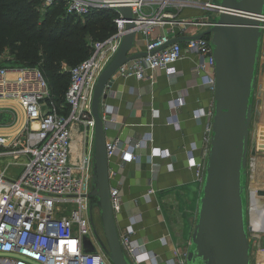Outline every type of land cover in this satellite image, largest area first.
I'll return each instance as SVG.
<instances>
[{"label": "built area", "instance_id": "built-area-1", "mask_svg": "<svg viewBox=\"0 0 264 264\" xmlns=\"http://www.w3.org/2000/svg\"><path fill=\"white\" fill-rule=\"evenodd\" d=\"M52 0H44L48 4ZM67 12L85 13L92 7H113L118 3L128 5L135 22V34L143 37L144 55L121 63L114 76L142 78L147 70L161 69L170 82H175L181 70L175 62L185 53L202 55L197 71L203 72V82L214 87L213 57L209 36L172 41L169 34L159 32L149 36L154 24L165 21L170 14L165 7L174 4L181 8L199 5L212 11V0H64ZM208 13L200 21L181 19L182 23L208 27ZM260 21L261 42L264 41V12L256 14ZM116 30L107 37L95 40L87 57L68 68L69 82L64 92V103L57 104L50 96L47 80L37 66L8 64L12 56L7 51L0 53V111H9L12 121H20L16 128L0 131V264H113L100 242L89 231L86 210L87 193L90 189V160L93 146L94 119L91 114V99L94 85L101 70L117 51L126 32L119 14L113 18ZM12 103H15L13 106ZM182 97L171 102L182 104ZM12 109V110H11ZM212 108L202 107L192 112L196 118L208 114ZM115 120L116 114L106 106L100 114L106 123ZM178 126L177 118L167 119ZM35 123V124H33ZM79 128L83 142L88 140L87 151L72 161L69 151L73 130ZM211 123L204 127L203 148L198 156L190 147L187 153L189 165L194 167L195 177L202 178L205 157L209 146ZM150 135L136 139L120 140L117 137L106 141L108 158L123 150L127 144V157L137 161V148L145 146ZM167 155L152 149L151 155ZM21 164L22 170L8 172L9 165ZM110 171L108 170V177ZM110 184V182H109ZM109 195L114 211L119 207L118 186L110 184ZM254 233H250L252 229ZM120 244L132 264H155L156 255L143 249V242L133 237L131 223L117 228ZM87 234L93 252L83 250L82 236ZM248 235L258 237L257 230L250 224ZM259 240L261 237L259 236ZM186 248H177L166 264H185Z\"/></svg>", "mask_w": 264, "mask_h": 264}, {"label": "water", "instance_id": "water-1", "mask_svg": "<svg viewBox=\"0 0 264 264\" xmlns=\"http://www.w3.org/2000/svg\"><path fill=\"white\" fill-rule=\"evenodd\" d=\"M126 19L119 47L101 70L93 88L91 114L94 119L90 160L88 207L98 211L104 241H99L113 264H132L124 252L117 232L115 211L109 195L106 123L100 106L113 82L116 68L131 58L145 54L130 52L136 43L135 22L130 7H115ZM210 24L192 35L169 39L184 41L209 36L213 57V110L209 146L196 200L195 219L187 237L185 264H250L251 240L248 238L247 154L254 87L261 44L260 21L264 0H214ZM12 121L9 111H0V124ZM251 152L254 151L252 142ZM260 244L264 247V237ZM83 250L93 252L87 234Z\"/></svg>", "mask_w": 264, "mask_h": 264}, {"label": "crops", "instance_id": "crops-1", "mask_svg": "<svg viewBox=\"0 0 264 264\" xmlns=\"http://www.w3.org/2000/svg\"><path fill=\"white\" fill-rule=\"evenodd\" d=\"M164 11L170 14L165 16L164 22L154 24L149 36L159 32L170 37L198 33L205 27L184 24L180 20L198 15L202 19L208 13L212 14L199 5L179 8L170 4ZM135 38L131 53L143 47V37L136 33ZM203 61L202 55L183 54L175 62L181 70L175 82H170L161 69L147 70L140 79L114 76L101 105V109L106 106L116 114L115 120H109V113L106 114L109 120L105 127L106 141L116 137L124 140L151 136L145 146L135 150L139 155L137 161L127 157L128 146L123 144L122 151L108 158V170L110 184L119 189V207L115 210L117 228L131 223L133 237L143 242L144 250L156 255L155 264H166L175 249L185 247L174 238L165 219L162 207L165 196L182 192L192 199L199 190L200 181L195 177L194 167L189 165L187 153L191 146L195 156L201 153L205 124L211 123L212 116L208 114L198 118L192 115L197 108L213 109V90L203 82V72L196 70L197 64ZM176 97H182L183 102L173 106L171 102ZM11 104L15 106V103ZM261 105H264L263 99ZM169 118H177L178 126L170 123ZM18 122L12 125L13 128L18 127ZM152 149L167 155H151ZM262 211L254 213L256 225L264 223Z\"/></svg>", "mask_w": 264, "mask_h": 264}, {"label": "trees", "instance_id": "trees-1", "mask_svg": "<svg viewBox=\"0 0 264 264\" xmlns=\"http://www.w3.org/2000/svg\"><path fill=\"white\" fill-rule=\"evenodd\" d=\"M113 7H92L85 13L66 11L64 0H0V53L18 65L37 66L50 96L64 103L68 68L89 55L92 43L116 30Z\"/></svg>", "mask_w": 264, "mask_h": 264}, {"label": "rangeland", "instance_id": "rangeland-1", "mask_svg": "<svg viewBox=\"0 0 264 264\" xmlns=\"http://www.w3.org/2000/svg\"><path fill=\"white\" fill-rule=\"evenodd\" d=\"M214 1V0H212ZM203 15V14H202ZM200 16L194 19L200 21ZM175 18V17H174ZM8 64L18 66L12 60L6 61ZM264 41L260 44V51L258 57L257 74L254 87V97L252 103L251 122L249 127L248 138V154H247V206H248V224L254 226L255 212L264 209V108L260 110L259 104L261 99L264 100ZM11 124V123H9ZM7 124V125H9ZM15 124V123H13ZM7 127V126H6ZM76 134L71 137L75 140L76 148L69 151L72 159V154L75 153L76 160L79 159L82 152L87 151L88 140L83 142L78 127H75ZM252 142L254 144V151L251 152ZM11 159L7 157L0 161V166L5 163L4 161ZM22 165H9L8 172L19 173L22 170ZM197 196V194H196ZM196 196L192 199L185 197L184 193H176L170 196H165L163 201V211L165 219L171 228V232L177 240L187 246V236L193 226L196 212ZM256 214V213H255ZM262 217V216H261ZM86 218L88 220L89 231L94 234L98 241H104L102 234L97 208L88 207L86 210ZM260 222L257 233L260 237H264V232L260 231L263 226ZM252 229V228H251ZM252 229L250 233H254ZM251 240L250 247V264H264V257H259L258 249L261 248L259 236L255 238L249 237Z\"/></svg>", "mask_w": 264, "mask_h": 264}, {"label": "bare ground", "instance_id": "bare-ground-1", "mask_svg": "<svg viewBox=\"0 0 264 264\" xmlns=\"http://www.w3.org/2000/svg\"><path fill=\"white\" fill-rule=\"evenodd\" d=\"M259 107H260V110H261V109L264 108V105H261V106H259ZM19 124H20V121L18 122V126H19ZM33 124H35V123H33ZM12 125H13V124H12ZM12 125H11V126H7V127H6V126H0V128H3V129H4L3 131H8V130H9V127H10V128L13 127ZM75 134H76V131L73 130L72 135L74 136ZM70 148H71V150H73V151H74V149L76 148V144H75V140H74V139H72V141H71V143H70ZM72 161H76L75 153L72 154ZM261 216H262V217H261V220L264 221V209H263V211H262ZM257 227H259V224H258V225L254 224L253 228L258 230ZM260 231H261V232H264V224H263L262 227H260ZM258 252H259V257H264V247L259 248V249H258ZM263 263H264V262H263Z\"/></svg>", "mask_w": 264, "mask_h": 264}, {"label": "flooded vegetation", "instance_id": "flooded-vegetation-1", "mask_svg": "<svg viewBox=\"0 0 264 264\" xmlns=\"http://www.w3.org/2000/svg\"><path fill=\"white\" fill-rule=\"evenodd\" d=\"M208 11V10H207ZM210 11V10H209Z\"/></svg>", "mask_w": 264, "mask_h": 264}]
</instances>
